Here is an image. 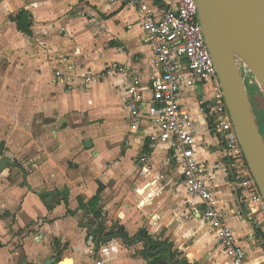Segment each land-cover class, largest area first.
Returning a JSON list of instances; mask_svg holds the SVG:
<instances>
[{"label": "crops", "instance_id": "0c3cea01", "mask_svg": "<svg viewBox=\"0 0 264 264\" xmlns=\"http://www.w3.org/2000/svg\"><path fill=\"white\" fill-rule=\"evenodd\" d=\"M22 11L30 16V34L18 29ZM113 63L141 74L137 131L128 118V79L109 73ZM67 69L79 75L70 84L55 75ZM88 72L94 77L89 83ZM156 74L140 12L130 0L0 3V159L13 161L0 173V264H150L168 259L165 246L170 264L229 263L202 205L191 204L175 153L150 147L156 131L147 111ZM205 90L186 87L179 103L195 117L197 155L212 174L218 207L251 262L264 264V225L255 224L263 212L245 197L223 145L198 111ZM144 153L141 174L137 160ZM97 195L98 219L79 203ZM99 223L106 231L121 225L129 238H109L96 250L89 232ZM141 230L166 243L150 241L149 249Z\"/></svg>", "mask_w": 264, "mask_h": 264}, {"label": "built area", "instance_id": "2783aa9c", "mask_svg": "<svg viewBox=\"0 0 264 264\" xmlns=\"http://www.w3.org/2000/svg\"><path fill=\"white\" fill-rule=\"evenodd\" d=\"M4 0H0V3ZM114 1V0H106ZM163 4H150L146 0H130L140 12V23L154 55L157 74L151 86L152 102L147 117L156 131L150 147L161 145L175 153L186 192L202 205L201 215L214 229V242L230 258L228 264H253L245 248L239 244L235 230L225 220L214 195L212 174L197 155V134L193 113L179 103V95L186 87L206 88L198 111L204 115L211 130L224 147L227 164L250 204L263 212L255 220L264 225V197L247 163L235 124L228 109L217 69L207 45L199 20L196 0H161ZM242 74L249 83H256L250 68L242 64ZM118 73L128 79L126 100L132 130L137 131L143 121L141 74L119 63H113L109 73ZM57 77L71 83L79 75L72 69L57 70ZM79 78V77H78ZM91 72L84 75L87 83L93 81ZM148 161L146 153L138 157L144 174ZM196 206H194V209ZM157 224V223H155Z\"/></svg>", "mask_w": 264, "mask_h": 264}, {"label": "water", "instance_id": "95a60500", "mask_svg": "<svg viewBox=\"0 0 264 264\" xmlns=\"http://www.w3.org/2000/svg\"><path fill=\"white\" fill-rule=\"evenodd\" d=\"M199 20L244 154L264 197V134L248 94L241 65L264 93V0H196ZM85 145L92 146L87 140ZM13 162L0 159V173ZM149 244V239L142 238ZM168 259L171 251L168 246ZM163 247H159V251ZM67 260V259H66ZM70 260V259H68ZM54 260L48 261V264ZM60 262L59 264H63ZM180 264V263H174Z\"/></svg>", "mask_w": 264, "mask_h": 264}, {"label": "trees", "instance_id": "16d2710c", "mask_svg": "<svg viewBox=\"0 0 264 264\" xmlns=\"http://www.w3.org/2000/svg\"><path fill=\"white\" fill-rule=\"evenodd\" d=\"M29 14L26 11L20 12L16 19H17V26L18 29L24 33L30 34L31 33V24L29 20ZM102 188V185H100V189ZM44 196V195H43ZM81 208H84L86 212L88 213H93L95 215V218L98 219L100 218L101 214L96 211L97 205L99 203V198L98 195L90 199L88 202H84L82 199L79 201ZM90 234L94 235L95 241L97 243V249L98 250V245L100 242L106 241L109 238L115 237V236H120L125 239L129 238L128 233L125 231V229L119 225L117 227H112L111 230L106 231V227L102 224L99 223L95 226V229L89 232ZM140 235H143L144 237H147L150 239V241L153 243V245H163L166 242H157L154 239H152L145 231L141 230L139 232ZM148 246H146L147 248ZM145 254L150 255V252L145 249ZM150 264H170L167 257L161 258L157 257L154 260L150 262Z\"/></svg>", "mask_w": 264, "mask_h": 264}, {"label": "rangeland", "instance_id": "374dc122", "mask_svg": "<svg viewBox=\"0 0 264 264\" xmlns=\"http://www.w3.org/2000/svg\"><path fill=\"white\" fill-rule=\"evenodd\" d=\"M248 94L253 103L256 118L258 120L260 129L264 134V93L261 91L256 83H249L247 85ZM65 264H69L67 261Z\"/></svg>", "mask_w": 264, "mask_h": 264}]
</instances>
